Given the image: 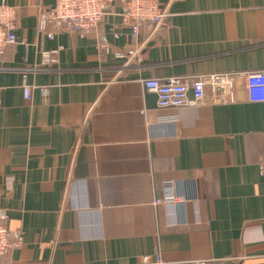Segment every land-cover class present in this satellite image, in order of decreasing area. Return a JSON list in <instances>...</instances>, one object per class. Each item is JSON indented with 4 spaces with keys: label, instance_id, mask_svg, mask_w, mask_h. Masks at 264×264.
Instances as JSON below:
<instances>
[{
    "label": "crops",
    "instance_id": "obj_1",
    "mask_svg": "<svg viewBox=\"0 0 264 264\" xmlns=\"http://www.w3.org/2000/svg\"><path fill=\"white\" fill-rule=\"evenodd\" d=\"M161 2L153 32L133 36L116 0L92 33L49 39L39 14L54 0H7L18 42L0 62V208L23 239L0 264H142L156 251L264 264V102L247 101L238 76L235 102L207 90L161 108L141 82L264 69L263 0ZM169 182L182 201L156 203Z\"/></svg>",
    "mask_w": 264,
    "mask_h": 264
},
{
    "label": "built area",
    "instance_id": "obj_2",
    "mask_svg": "<svg viewBox=\"0 0 264 264\" xmlns=\"http://www.w3.org/2000/svg\"><path fill=\"white\" fill-rule=\"evenodd\" d=\"M116 0H54V5L39 14L38 30L53 39L55 32L51 28H68L82 35L92 33L97 29L103 18L109 13ZM122 5L120 13L123 26L131 29L133 36H138L144 29L156 31L165 23L168 16L167 9L161 0H119ZM264 4V0H263ZM15 8L0 0V62L5 49L18 42L16 35L17 22L14 17ZM119 37V33H115ZM100 48L109 51L110 43L102 40ZM60 49H49L42 52V65L50 66L58 62ZM118 57L128 61L138 57V50H129L117 53ZM243 80L242 88L245 99L250 102H264V69L245 71L242 73L205 74L192 77H149L141 82L146 90L154 91L158 95V104L161 108H179L187 104H199L206 99L207 90L212 97L220 102H235L237 77ZM192 90V98L188 97ZM0 87V94L2 93ZM32 89L25 86V98H31ZM264 175V167L261 169ZM170 183V182H169ZM165 185L167 190L156 199V203L182 201L173 191L172 183ZM9 214L0 208V259L7 256L12 249L22 243L20 230H12L8 225ZM142 264H181L163 258L160 251L152 255H145ZM184 264H207L206 261L196 260Z\"/></svg>",
    "mask_w": 264,
    "mask_h": 264
},
{
    "label": "rangeland",
    "instance_id": "obj_3",
    "mask_svg": "<svg viewBox=\"0 0 264 264\" xmlns=\"http://www.w3.org/2000/svg\"><path fill=\"white\" fill-rule=\"evenodd\" d=\"M22 238H23V236H22Z\"/></svg>",
    "mask_w": 264,
    "mask_h": 264
}]
</instances>
